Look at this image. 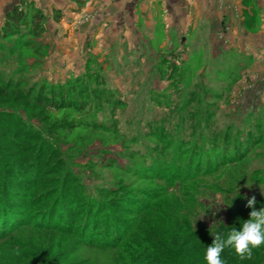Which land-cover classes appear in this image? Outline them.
<instances>
[{
    "label": "rangeland",
    "instance_id": "1",
    "mask_svg": "<svg viewBox=\"0 0 264 264\" xmlns=\"http://www.w3.org/2000/svg\"><path fill=\"white\" fill-rule=\"evenodd\" d=\"M59 1L0 30V264H205L264 207V0Z\"/></svg>",
    "mask_w": 264,
    "mask_h": 264
},
{
    "label": "trees",
    "instance_id": "2",
    "mask_svg": "<svg viewBox=\"0 0 264 264\" xmlns=\"http://www.w3.org/2000/svg\"><path fill=\"white\" fill-rule=\"evenodd\" d=\"M73 1L77 8H82L87 0H70ZM57 15L54 16L56 20H59L58 12L55 11ZM46 14L40 8H37L33 1L28 0H17L16 3L12 4L8 7L4 13V21L0 28L1 36L3 38H12L14 41H19L22 43H29L31 40L39 38L42 36L45 30ZM238 219H235L237 221ZM224 230L225 233L228 232L227 225L224 227H220L217 230ZM216 230V231H217ZM190 235L193 238H197V242H204V247H207V242L213 241L214 236L211 233H198L196 231H191ZM114 247H118L117 243H113ZM110 243H106L104 247H112L109 246ZM198 246L199 244L196 243ZM231 249V248H227ZM230 253L227 251L223 253L221 256L223 259L229 262ZM141 256V255H139ZM160 261V260H159ZM231 264V262L229 263Z\"/></svg>",
    "mask_w": 264,
    "mask_h": 264
},
{
    "label": "clouds",
    "instance_id": "3",
    "mask_svg": "<svg viewBox=\"0 0 264 264\" xmlns=\"http://www.w3.org/2000/svg\"><path fill=\"white\" fill-rule=\"evenodd\" d=\"M255 203V197L247 200L246 206L252 210L248 219L240 221L239 230L232 228L225 233L221 229L211 233L214 239L203 252L205 264H225L221 256L225 248L233 249L241 257H251L254 248L264 245V207L257 210L253 207Z\"/></svg>",
    "mask_w": 264,
    "mask_h": 264
},
{
    "label": "crops",
    "instance_id": "4",
    "mask_svg": "<svg viewBox=\"0 0 264 264\" xmlns=\"http://www.w3.org/2000/svg\"><path fill=\"white\" fill-rule=\"evenodd\" d=\"M33 1H38V0H33ZM47 1H50V3L51 4H54V6H55V4L57 3V4H60V3H62L61 1H59V0H47ZM91 2H92V4H93V6H96V5H102L101 3H100V1L99 0H91ZM258 6V5H257ZM92 8H94V7H92ZM6 9V8H5ZM258 9H259V6H258ZM262 12H264V8H263V10H262Z\"/></svg>",
    "mask_w": 264,
    "mask_h": 264
}]
</instances>
